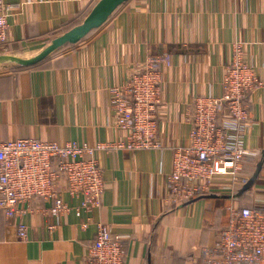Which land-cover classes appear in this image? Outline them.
Instances as JSON below:
<instances>
[{"label":"crops","instance_id":"1","mask_svg":"<svg viewBox=\"0 0 264 264\" xmlns=\"http://www.w3.org/2000/svg\"><path fill=\"white\" fill-rule=\"evenodd\" d=\"M101 1L0 0L11 12L0 48L9 57L0 61V140L116 144L127 131L114 124L112 89L152 57L168 56L158 65L160 146L98 152L102 205L80 216L72 209L58 221L39 198L22 217L0 209V264H83L101 224L122 237L126 264H205L216 256L228 206H264V0H125L102 24L61 40ZM238 45L263 81L245 98L244 144L259 154L236 179L175 205L167 186L174 148L189 140L195 99L223 94ZM64 198L72 206L82 199Z\"/></svg>","mask_w":264,"mask_h":264},{"label":"built area","instance_id":"2","mask_svg":"<svg viewBox=\"0 0 264 264\" xmlns=\"http://www.w3.org/2000/svg\"><path fill=\"white\" fill-rule=\"evenodd\" d=\"M9 10L0 12V48L8 40ZM160 60L169 61L168 56L152 57L126 84L111 91L114 124L127 131L126 139L94 146L36 137L0 140V209L10 218L22 217L28 204L39 198L50 202L46 212L59 221L72 209L80 216L84 210L100 207L105 177L97 153L114 147L136 150L160 146L156 119ZM223 85L222 95L195 99L189 140L174 148L167 186L175 205L224 186L221 181L226 177L236 179L244 160L259 154L244 144L248 121L245 98L263 81L244 60L241 45L236 47ZM65 192L74 198L81 196L80 203L69 204ZM27 232V224L19 222V236L26 238ZM215 254L205 264H264V206H228V224L216 243ZM83 264H126L122 237L99 225Z\"/></svg>","mask_w":264,"mask_h":264},{"label":"water","instance_id":"3","mask_svg":"<svg viewBox=\"0 0 264 264\" xmlns=\"http://www.w3.org/2000/svg\"><path fill=\"white\" fill-rule=\"evenodd\" d=\"M124 1L125 0H102L83 25L66 34L63 38H61V40H72L73 37L75 38L77 35H82L86 30L102 24L109 17V15ZM6 58L8 59L9 57L0 55V61Z\"/></svg>","mask_w":264,"mask_h":264},{"label":"rangeland","instance_id":"4","mask_svg":"<svg viewBox=\"0 0 264 264\" xmlns=\"http://www.w3.org/2000/svg\"><path fill=\"white\" fill-rule=\"evenodd\" d=\"M0 8H1L0 12H5V11H8L9 6H8V4L0 3ZM229 66H230V64L227 65V71H228ZM227 71H226V73H227ZM225 76H226V74H225ZM223 87H224V85H223Z\"/></svg>","mask_w":264,"mask_h":264}]
</instances>
